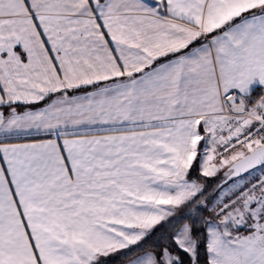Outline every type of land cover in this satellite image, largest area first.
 <instances>
[{
    "label": "snow or ice",
    "instance_id": "snow-or-ice-1",
    "mask_svg": "<svg viewBox=\"0 0 264 264\" xmlns=\"http://www.w3.org/2000/svg\"><path fill=\"white\" fill-rule=\"evenodd\" d=\"M0 264H264V0H0Z\"/></svg>",
    "mask_w": 264,
    "mask_h": 264
}]
</instances>
